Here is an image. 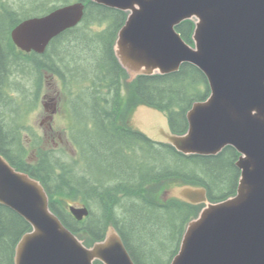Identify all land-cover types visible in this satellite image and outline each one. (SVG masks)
<instances>
[{
  "label": "water",
  "instance_id": "obj_1",
  "mask_svg": "<svg viewBox=\"0 0 264 264\" xmlns=\"http://www.w3.org/2000/svg\"><path fill=\"white\" fill-rule=\"evenodd\" d=\"M90 1L128 13L114 53L132 78L191 64L207 80L209 95L187 111L184 133H172L167 117L149 106L133 117L137 131L183 155L216 156L225 147L239 155L234 195L211 202L204 186L178 180L162 199L203 205L186 224L170 264H264V0ZM84 8L75 2L24 19L10 39L24 53L43 54L82 21ZM184 21L194 24L192 44L176 31ZM0 205L30 226L14 248L13 264H134L111 224L102 240L85 246L50 209L41 183L1 154ZM68 210L77 221L89 215L86 206Z\"/></svg>",
  "mask_w": 264,
  "mask_h": 264
},
{
  "label": "trees",
  "instance_id": "obj_2",
  "mask_svg": "<svg viewBox=\"0 0 264 264\" xmlns=\"http://www.w3.org/2000/svg\"><path fill=\"white\" fill-rule=\"evenodd\" d=\"M77 1L85 5L80 24L54 38L46 51L37 55L17 50L9 36L14 26L28 18L23 14L32 12L23 10L24 12L19 13L10 8L8 1L0 0V78L5 76L8 82L13 75H26L25 72L29 70L38 71L41 75L51 70L50 62L54 60L55 66L52 69L59 74L62 70L68 73L67 70L72 72L82 67L85 69L84 79L94 88L97 83L102 82L108 94L111 92L112 103L109 100L105 102L106 107H100L98 102L89 96V99L93 100L92 108L85 107L87 112L83 113L85 120L91 123V128L103 135L95 142L91 140L83 144L76 141L74 144L80 155L93 154V146L97 148L99 145L98 157L111 170L108 179L92 181L89 178L68 177L66 164L56 156L48 157V154L43 152L37 154L39 158L35 165L27 166L28 146L19 135L15 157L10 155L9 151L13 147L10 144L11 137L14 138V134L11 129L9 131L4 128L1 119L0 154L11 166L42 183L49 197L50 209L78 238L86 237L88 246L102 240L107 226L111 224L118 231L135 264H146V259L151 257L148 251L150 244L146 240L143 241L141 236H161L162 241L166 240L163 243L170 244H174L177 239L176 247L169 255V264L177 252L186 224L197 216L202 206H193L174 199L164 202L153 195V187L163 181L181 180L204 186L210 201L223 200L233 195L236 190L239 171L235 162L238 154L233 148L226 147L216 156L183 155L172 146L155 143L137 132L132 136L119 131L116 124L119 107L117 108L116 104H121L118 88L120 74L124 71L115 59L112 47L119 29L124 24L126 13L95 4L90 0ZM53 3H58V0H51L46 9L34 16L57 8ZM41 5L42 0H28L22 7ZM92 26H98L97 30H93ZM193 29L194 24L191 21H184L176 27V31L186 43H191ZM80 73L82 74L81 70ZM208 95L209 88L205 76L191 64H182L178 71L170 74L140 75L134 80L135 100L164 113L171 131L175 134L186 131L187 111L194 102L204 101ZM106 98L107 94L102 96V99ZM8 100L6 98L7 102L0 107H5L4 109L10 112L7 110L10 106ZM126 135L131 139L134 137L133 142L131 141L134 154L145 151L153 155L152 152H157L160 156H165V162L162 158L153 159L147 167V172L141 161L134 166L130 164L132 168L128 169L123 161L125 156L122 151V148L129 144ZM95 154L97 156V153ZM168 159L174 160V168L166 163ZM195 167L198 170H195ZM114 176L120 184L114 182ZM67 197L77 198L82 205L87 206L89 215L82 221L75 220L66 206H60V201ZM94 207L98 212L93 211ZM28 231L30 226L23 218L0 205V264H13L14 248L21 236ZM152 239L151 237L149 240ZM140 241H143V244ZM144 246L148 249L146 253H136L143 250ZM154 258L149 264L155 262Z\"/></svg>",
  "mask_w": 264,
  "mask_h": 264
},
{
  "label": "rangeland",
  "instance_id": "obj_3",
  "mask_svg": "<svg viewBox=\"0 0 264 264\" xmlns=\"http://www.w3.org/2000/svg\"><path fill=\"white\" fill-rule=\"evenodd\" d=\"M8 1V4L12 10H15L19 13L24 12L23 10H30V12H25L23 14L24 17H29V16H34L36 14H40L44 9H46L48 3L51 0H42V5L41 6H26L23 8V4L26 3L28 0H6ZM77 0H58V3H53L52 5H57V6H62V5H68L72 2H75ZM28 7V8H27ZM93 30H97L98 26H92L91 27ZM28 69V68H27ZM85 70V69H84ZM41 72V71H40ZM26 75H13L10 80V85L11 88L8 90V101H9V107L7 108L8 111L10 112H5L4 113V118L6 122L10 120H16L18 123H20V127L23 128L22 132V141L24 144H26V138L25 136L28 135V138L32 135V133L38 132L41 134V129L39 127V123L42 119L43 116H45L43 107L41 104V91H39L41 88V83L39 82L37 75L39 74L38 71H26ZM36 74V75H35ZM39 76V75H38ZM42 76H39L41 78ZM134 78L129 76L125 71L121 75V106L123 107L124 105L127 106V103H132L133 110L128 112V114H125L124 108H121V111L119 112V116L117 115V119H119V122L121 125H125V121L128 125V123H133L135 116L138 114L140 110L143 109V107L140 106L138 101L135 100L133 96V88H134ZM36 91H38V96ZM18 109V111H16ZM137 109V110H136ZM136 111V112H135ZM75 115L73 118L74 121V134L75 138L80 141L83 139V144L86 143L87 141L95 142L97 141L100 137H102V133L100 131L91 129L87 130L84 128V122L85 119L82 118L81 114L77 113V109L75 110ZM142 115V114H141ZM12 121L11 127L14 126V123ZM128 121V122H127ZM70 122L68 118L65 116H57L54 120V126L55 130L57 132H61L64 127H68L67 123ZM136 124V123H135ZM136 126V125H135ZM83 130L84 134H81L79 131ZM78 131V132H77ZM55 141L58 142L57 135H55ZM96 146V144H95ZM99 147V145H98ZM97 147V148H98ZM97 148H92V153L93 154H86L83 158L84 164H82V167H78V169L75 168L73 171H75V175L82 174V170H84L83 167H86L88 171L85 173L87 174L89 180H99V181H106L109 177L110 173V168L106 166L103 162L100 161L98 157L99 150ZM73 150L69 151V148L66 146L60 145L57 150L54 152V155L61 159L62 163H65L66 165H72L74 163V159L78 157L77 155L73 154ZM97 153V156L96 154ZM153 155L149 152L142 151L139 154H133L132 156H128V163L131 165H136L141 161V163L146 166V172H147V167L150 165V163L153 161V159H160L162 158V161L165 162V156L162 155L160 156L157 154V152H152ZM33 153L28 152L29 157L32 156ZM124 161V160H123ZM125 162V161H124ZM166 163L170 165V167L174 168L175 163L173 159H168L166 160ZM75 164V163H74ZM193 169V168H192ZM195 170H198L195 167ZM85 171V170H84ZM84 175V174H83ZM180 183L178 180H168V181H163L160 185L157 187H153V195L162 200L165 196L168 195V192L172 191L175 187H177ZM144 191H146V187L144 188ZM146 194V192H145ZM167 194V195H166ZM67 204L73 205V206H83L80 201L77 198H71L67 197L64 198L60 201V206H66ZM94 212L96 211V207L93 208ZM153 238L152 240H149L150 238ZM83 239H80L86 246L87 238L82 237ZM142 240L148 242L150 244V250L146 249L144 246L143 250L137 251L136 253H146V250L150 251L151 257L147 260L146 259V264L150 263L151 260L154 258V263L153 264H168L169 260V255H171V252L175 249V242L177 239L174 241V244L169 243H163L165 241H162L163 238L161 236H141ZM143 241L142 242L143 244Z\"/></svg>",
  "mask_w": 264,
  "mask_h": 264
},
{
  "label": "flooded vegetation",
  "instance_id": "obj_4",
  "mask_svg": "<svg viewBox=\"0 0 264 264\" xmlns=\"http://www.w3.org/2000/svg\"><path fill=\"white\" fill-rule=\"evenodd\" d=\"M112 51H113V47H112ZM113 55H114V51H113ZM54 66H55V63H54V60H52L50 62L51 70L45 71L41 75L38 74L39 76H42L41 78H39V76L37 75L39 82L42 84L41 85L42 89H40L39 91L42 90L41 91V104H42L45 116L42 117L39 123L41 134L38 132H35V133H32V135L29 138H28V135L25 136L26 145L28 146V151L30 153H33L32 155L33 157L27 158L26 156V165L27 166H30L32 164L35 165V163L38 161V158H39L37 156L38 153L43 152L44 154H48V157L49 156L52 157V156H55L54 152L57 150V148L60 145L64 147L67 146L69 148V151L73 150L74 152L73 154L77 155L78 157V160L77 158L74 159L75 164L72 163V165H66L67 170H68L67 176L68 177L77 176L76 178L79 177V178L86 179L88 178L87 174L85 173L86 171H88L86 167H83L85 171L82 170V174H79V175H75V171H73L75 170L74 166L76 169H78L80 165L82 167V164H84L83 158L85 156V155H80L79 150L74 144V143H77L76 141H78L75 138L76 132L74 134L73 118H74V115L76 114L75 110L77 109V113L81 114L82 118L85 119L83 111L87 112L85 110V107H87L88 109L92 108L93 100L98 102L100 107H104V106L106 107L105 105L106 101L110 100V102L112 103V100L110 99L112 97L111 92L109 91V94H108V90L106 88H103L102 82L97 83L95 88L92 85H90L87 82V80L84 79L85 78L83 74L84 69L82 67L78 66L79 68L77 67L78 69L72 72L67 70L68 73L64 72V70H62L63 72L62 73L60 69H58L61 72V74H59L57 71L52 69ZM80 70L82 71V74L80 73ZM121 75L122 74H120L119 81L121 80ZM10 80L11 78L7 82V79L5 78V76L0 78V105L2 104L4 105V102L6 101V98L8 96L7 90H9L12 86V85L9 86ZM6 86L8 87L7 89H6ZM118 91L121 95V84L120 83H119ZM36 93L38 96V91H36ZM105 94H107V98L102 99V96H104ZM89 96H91L93 100L89 99ZM120 105L121 104L119 103L116 104V107L117 108L119 107L118 114L121 111V108H124L125 114L126 113L128 114L129 110L130 112L133 110L132 103H127V106L124 105L123 107L121 106V108H120ZM4 108L5 107L3 108L0 107V119H1V122L4 124V128L6 127V129H8L9 131L10 129L13 131L14 138L13 136L11 137L10 144L13 145L14 148L12 147V149L14 150L11 149L9 151V154L15 157V150H16V145H17L16 140L18 139L19 135L22 137L23 128L20 127L21 124L18 123L16 120L13 121L14 123L13 127H11L12 120L6 122L4 118V113L7 111ZM59 115H61L62 117L65 116L66 118L70 120V122L67 123L68 127H64V129L61 132H57L54 126V120ZM116 124H117V127L119 128L118 129L119 131H123L126 134H130L132 136H134V132H137L146 138L144 134L137 131L134 123L132 124L128 123L127 125L125 121V125H121L119 122V119H117ZM90 125L91 123L85 120L84 128L87 130H91L92 128ZM79 132L81 134H84L82 129ZM72 134H74V137H72ZM55 135H57L58 142L55 141ZM125 138L129 140L128 141L129 144L123 147L122 151L125 156L124 158L125 159L124 161L126 162L125 166L128 169H130L131 165L130 163H128V161H126V159L128 160V156H132L134 154V147L131 145L134 137L131 139V137L126 135ZM79 142L83 143V139H81ZM113 180L115 183L120 184L117 177L114 176ZM68 206L69 204L66 205V207Z\"/></svg>",
  "mask_w": 264,
  "mask_h": 264
},
{
  "label": "bare ground",
  "instance_id": "obj_5",
  "mask_svg": "<svg viewBox=\"0 0 264 264\" xmlns=\"http://www.w3.org/2000/svg\"><path fill=\"white\" fill-rule=\"evenodd\" d=\"M123 207V206H122Z\"/></svg>",
  "mask_w": 264,
  "mask_h": 264
}]
</instances>
